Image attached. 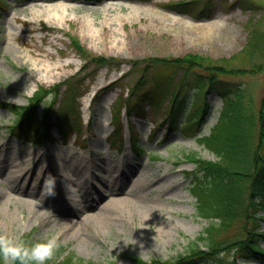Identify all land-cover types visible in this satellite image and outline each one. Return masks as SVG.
Segmentation results:
<instances>
[{"label": "rangeland", "instance_id": "374dc122", "mask_svg": "<svg viewBox=\"0 0 264 264\" xmlns=\"http://www.w3.org/2000/svg\"><path fill=\"white\" fill-rule=\"evenodd\" d=\"M184 1L191 2L189 11L167 6ZM193 1L6 0L0 5V100L25 105L38 86L60 84L58 96H47L37 112L38 118L45 110L52 117L49 142L37 145L11 136L16 114L0 108V191L16 197L0 202V233L22 234L29 241L59 233L62 243L46 264L67 254L84 262L131 264L132 256L174 260L209 226L191 194L188 172L195 164L186 154L210 160L215 154L200 142L202 134H185L184 115L169 128L166 105L181 70L151 65L149 58L192 52L217 63L238 56L231 61L248 65L240 56L248 40L244 24L256 18V30L264 34V0H211L206 11L209 0ZM71 36L87 57L71 45ZM99 57L111 63L98 64ZM256 59H264V40ZM155 88L164 94L152 106L142 101L141 108V94ZM193 90L185 92L187 103ZM263 91L262 84L258 92ZM207 102L203 134L210 133L223 106L214 91ZM58 110L68 111L75 127L67 141L55 126ZM115 127L120 138L114 137ZM9 170L20 177L9 178ZM137 179L145 186L135 194ZM72 188L80 195L87 188L89 196L109 191L87 211L65 212L85 199L69 196ZM109 199L114 202L102 208ZM131 199L132 207L126 203ZM259 223L264 229V219ZM260 244L264 247V238Z\"/></svg>", "mask_w": 264, "mask_h": 264}, {"label": "trees", "instance_id": "16d2710c", "mask_svg": "<svg viewBox=\"0 0 264 264\" xmlns=\"http://www.w3.org/2000/svg\"><path fill=\"white\" fill-rule=\"evenodd\" d=\"M4 2L0 0V5ZM190 5L191 2L184 1L167 6L185 12L191 9ZM210 6L211 0L206 1L203 11L210 9ZM258 22L256 18H250L244 24L248 40L240 56L248 58V65L239 66L231 61L238 56L226 63H217L209 56L192 52L170 59L149 58L151 65L172 66L175 72L181 70L180 73L176 72L175 90L170 93L166 105L169 109L165 112V118L169 128H175L179 117L184 115L186 120L181 123V128L185 134H201L204 116L210 109L207 94L211 91L220 95L223 106L210 133L199 137L216 158L210 160L197 153L186 154L187 160L195 164V168L188 172L190 190L197 198L198 215L209 219V226L189 243L184 254H179L174 260L152 259L148 262L132 256L131 264H241L240 260L264 264V247L260 244L264 229L260 228L259 223L260 219H264V91L258 92L262 84L264 87V59H256L262 51L264 34L256 30ZM71 41L75 50L87 57L78 39L71 36ZM94 60L98 64L111 63L104 57ZM194 78L196 81H193ZM59 85L39 86L25 106L0 101L1 108H8L16 114L9 133L36 144L52 139L51 115L45 110L38 118L37 110L49 94L53 98L58 96ZM189 88L194 90L187 103L185 92ZM161 94H164L161 88L144 92L138 105L142 108L141 103L145 100L148 106L155 105ZM125 109L128 113L132 111L128 107ZM57 112L55 125L66 139L75 127L68 121V111ZM134 114L141 119L145 117L144 112L134 111ZM117 128L116 136H121L120 127ZM130 140L136 143L134 136ZM259 210L263 213L259 214ZM0 264H3L2 259ZM55 264L105 263L84 262L67 254Z\"/></svg>", "mask_w": 264, "mask_h": 264}, {"label": "clouds", "instance_id": "9594fccd", "mask_svg": "<svg viewBox=\"0 0 264 264\" xmlns=\"http://www.w3.org/2000/svg\"><path fill=\"white\" fill-rule=\"evenodd\" d=\"M48 194H54L51 186ZM59 237V233H54L44 239L29 241L22 234L0 233V259L3 264H46L62 243Z\"/></svg>", "mask_w": 264, "mask_h": 264}, {"label": "bare ground", "instance_id": "6f19581e", "mask_svg": "<svg viewBox=\"0 0 264 264\" xmlns=\"http://www.w3.org/2000/svg\"><path fill=\"white\" fill-rule=\"evenodd\" d=\"M88 98H89V96L88 97H86V98H84V100L86 101V103H85V105L86 104H88L87 102H88ZM20 172L17 170H9L8 171V174H7V176L9 177V178H13V179H18L20 176ZM25 182H27V179L25 180ZM134 187H133V189L131 190V192H134L135 191V194H137V190H138V188H140V187H144L145 186V183H143V182H141L139 179H137L135 182H134ZM76 189L75 188H72V190L69 192L70 193V195L69 196H71L72 198L74 197V198H77V196H81V197H84L85 196V199H84V201H83V203L82 204H78V203H74V205L73 206H70V207H68V208H70V210H67L66 209V211L65 212H70V211H77L78 213H81V212H84V211H87V210H89V208H91V207H93V206H95V204H97V203H99L103 198H105L104 196H105V194H106V191H109V189H105L104 191H100V192H95L94 193V195H92L91 194V196H89V195H86V193H87V188L85 189V190H83V194H78V192L76 191ZM25 193H27V192H25ZM103 194V195H102ZM96 195V196H95ZM21 201H22V199L21 198H19ZM121 199H123V198H121ZM3 201H5V202H13V201H16V197L15 196H13L11 193H9L8 191L7 192H2V191H0V202L2 203ZM26 201V200H25ZM76 201V200H75ZM74 201V202H75ZM28 202V201H27ZM114 202V199H109L107 202H106V204L102 207V208H104V209H106V206H108V205H110V204H112ZM29 203V202H28ZM31 203V202H30ZM127 204H128V206H131L132 207V204L134 203L133 201H132V199L131 200H128L127 202H126ZM142 210H144V209H142ZM90 216V214H88L86 217H89ZM91 217V216H90ZM88 219V218H87Z\"/></svg>", "mask_w": 264, "mask_h": 264}]
</instances>
